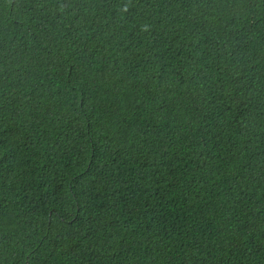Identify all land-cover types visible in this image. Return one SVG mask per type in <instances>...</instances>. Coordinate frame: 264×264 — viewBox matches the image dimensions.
I'll return each instance as SVG.
<instances>
[{
	"label": "trees",
	"instance_id": "1",
	"mask_svg": "<svg viewBox=\"0 0 264 264\" xmlns=\"http://www.w3.org/2000/svg\"><path fill=\"white\" fill-rule=\"evenodd\" d=\"M0 264H264V0H0Z\"/></svg>",
	"mask_w": 264,
	"mask_h": 264
}]
</instances>
